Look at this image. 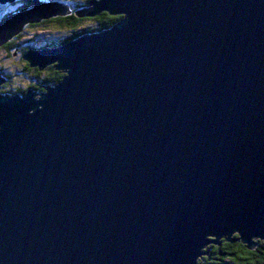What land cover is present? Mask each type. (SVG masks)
I'll use <instances>...</instances> for the list:
<instances>
[{
    "label": "water",
    "instance_id": "95a60500",
    "mask_svg": "<svg viewBox=\"0 0 264 264\" xmlns=\"http://www.w3.org/2000/svg\"><path fill=\"white\" fill-rule=\"evenodd\" d=\"M19 1L31 7L0 20V47L72 14L0 4ZM102 12L121 19L23 55L62 72L55 86L0 92V264H197L221 240L254 250L264 0H93L75 13Z\"/></svg>",
    "mask_w": 264,
    "mask_h": 264
},
{
    "label": "trees",
    "instance_id": "16d2710c",
    "mask_svg": "<svg viewBox=\"0 0 264 264\" xmlns=\"http://www.w3.org/2000/svg\"><path fill=\"white\" fill-rule=\"evenodd\" d=\"M46 2H58L66 5L72 10V14L64 17L51 18L49 20H43L40 23L33 25H26L24 31L20 32L17 36L11 39L9 42L1 46L2 49L7 50L6 57H11L15 60L13 63L17 67V71L21 73L23 80L28 79L27 83L15 84L13 79L14 74H10L5 71L3 66H0V77L6 79L7 82L4 84L6 89H0L1 93L23 96L28 88H36L40 91L47 86H55L64 77V74L60 71H56L52 66L48 67L47 70L39 71L37 68H30V66L23 60L21 56L26 54L29 49L41 50L44 48H53L64 43L70 42L75 39L77 33H95L107 29L121 19L120 16H111L108 13L102 12L95 17H79L75 12H80L89 7V4L93 0H43ZM21 4V5H20ZM13 3L12 5L6 4L2 6L0 4V20L8 17L12 13L18 12L19 10H27L31 7L30 1H19V6ZM14 7V8H12ZM87 23V24H86ZM45 30H51L58 34L53 35L50 39H43L40 46H37L35 42L40 41V37L35 39H28L23 48L16 44L19 39L25 37L26 30L31 32L34 29L42 28ZM51 32V33H53ZM26 38V37H25ZM23 40V39H22ZM45 40V41H44ZM35 44V45H33ZM17 52V53H16ZM20 54L21 56H17ZM18 63L20 65H18ZM28 75V76H27ZM27 77V78H26ZM25 84V86H22ZM237 236H233L235 239ZM257 245L254 250H247L246 246L241 242L227 243L225 240H221L220 245H209L207 248V254L203 255L197 260V264H264V241L255 240ZM206 248V249H207ZM205 256V257H204Z\"/></svg>",
    "mask_w": 264,
    "mask_h": 264
},
{
    "label": "rangeland",
    "instance_id": "374dc122",
    "mask_svg": "<svg viewBox=\"0 0 264 264\" xmlns=\"http://www.w3.org/2000/svg\"><path fill=\"white\" fill-rule=\"evenodd\" d=\"M21 2V1H20ZM15 4H17L18 6H19V2H17V3H15ZM9 5H12V4H9ZM16 5V6H17ZM21 5V4H20ZM12 8H14V7H12ZM87 24V23H86ZM24 31V30H23ZM51 32H53V31H51V30H45V29H43V27L42 28H38V29H34V30H32L31 32H29V30L27 29L26 30V34H24V36L26 37H22V39H19L17 42H16V44H18L19 46H21V48H23L25 45L23 44V45H20L21 43H25V42H28V41H26V40H28V39H35L36 37H40L41 36V39H40V41L38 40V44H39V46H40V43H41V41H42V38L43 39H50L53 35H55V36H57L58 34H56L55 32H53V33H51ZM44 40V41H45ZM35 44H36V42H35ZM35 44H33V45H35ZM6 53H7V50H5V49H2L1 47H0V66H3L4 68H5V71L6 72H8V73H10V74H14L13 75V79L16 81L15 82V84H17V82L18 83H26V84H28L27 83V80L28 79H24L23 80V78L22 77H24V76H21V73L20 72H18L17 71V67L18 66H14L13 65V63L15 62V60H12L11 59V57H6ZM17 53V52H16ZM17 56H21L20 54H17ZM18 65H20L19 63H18ZM28 76V75H27ZM27 78V77H26ZM22 86H25V84H23ZM207 247H205V249H204V251H205V253L207 254V250H208V252H209V249L207 248ZM205 257V256H204ZM218 264V263H217Z\"/></svg>",
    "mask_w": 264,
    "mask_h": 264
},
{
    "label": "flooded vegetation",
    "instance_id": "af4514ba",
    "mask_svg": "<svg viewBox=\"0 0 264 264\" xmlns=\"http://www.w3.org/2000/svg\"><path fill=\"white\" fill-rule=\"evenodd\" d=\"M21 58H23V56H21ZM21 60H23V59H21ZM52 68L54 69V66H52ZM46 70H47V68H46ZM0 78H1V77H0ZM1 79H2V78H1ZM3 80H5V82L1 85V88H2V89H6V86H4V84H6L7 80H6V79H3ZM28 89H35V90H37V91H40V90H38V89H36V88H33V87H32V88L30 87V88H28ZM28 89H27V90H28ZM27 90H26V91H27ZM42 90H43V89H42ZM220 243H221V241H220ZM243 245H244V244H243ZM246 249H247V248H246ZM247 250H249V249H247ZM249 251H251V250H249Z\"/></svg>",
    "mask_w": 264,
    "mask_h": 264
}]
</instances>
